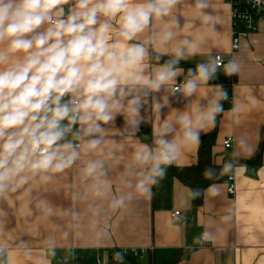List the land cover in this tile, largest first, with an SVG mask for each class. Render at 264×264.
<instances>
[{
  "label": "clouds",
  "instance_id": "clouds-1",
  "mask_svg": "<svg viewBox=\"0 0 264 264\" xmlns=\"http://www.w3.org/2000/svg\"><path fill=\"white\" fill-rule=\"evenodd\" d=\"M250 3L264 11V0ZM218 30L215 0H0V264L32 256L31 242L9 225L35 214L63 220L41 241L36 264H67L75 249L58 250L74 229H95L102 214L152 198L226 111L233 121L243 114L234 98L226 110L227 89L210 83L243 70L238 55L225 59L211 42ZM228 146L229 158L202 173L214 183L192 189L193 199L221 197L215 181L246 169L239 162L256 150L246 132ZM73 171L67 207L37 194ZM232 220L231 210L220 217ZM224 235L205 230L194 243ZM113 259L123 264L125 252Z\"/></svg>",
  "mask_w": 264,
  "mask_h": 264
},
{
  "label": "crops",
  "instance_id": "crops-1",
  "mask_svg": "<svg viewBox=\"0 0 264 264\" xmlns=\"http://www.w3.org/2000/svg\"><path fill=\"white\" fill-rule=\"evenodd\" d=\"M219 21L218 32L212 34L211 42L221 48L225 58L235 53L243 62L241 73L232 77L223 74L212 84H222L230 89L231 99L244 105L243 114L233 121L226 111L217 128L216 142L212 148L213 161L221 165L229 158L231 148L224 145L227 138L246 132L256 146L254 154L239 163L247 168L237 167L234 176L235 193L228 192V178L217 182L221 186V197L206 198L194 206L190 188L174 177L170 168L165 179L154 189L152 198L135 201L120 213H106L98 218L96 228L87 222L74 229L69 240L63 241L58 256L63 257L65 246L75 249V257L87 264H118L113 253L120 250H146L137 258L153 264H164L176 251H186L188 256L173 264H264V148L260 163H247L255 157L264 138V26L261 21L255 32H241L240 45H232V21L229 0H215ZM203 57H197V60ZM195 64L196 60L188 62ZM231 107V100H230ZM229 107V108H230ZM229 108H226L229 109ZM122 121H117L121 123ZM210 132V131H209ZM208 133V132H207ZM151 135V128H142L139 138ZM198 147L187 149L174 166L186 167L196 162ZM78 177L75 171L58 180L43 195L57 205L67 207L70 203L69 186L75 187ZM181 211L179 220L172 219V213ZM231 210L233 220L222 224L220 217ZM9 211H11L9 209ZM63 220H46L38 214L20 220H12L13 235L31 242V257L20 256L14 264H36L43 255L41 241L53 231H61ZM224 229V235L216 243H194L205 230L217 232ZM52 264H60L53 260ZM123 264H131L125 259Z\"/></svg>",
  "mask_w": 264,
  "mask_h": 264
},
{
  "label": "trees",
  "instance_id": "trees-1",
  "mask_svg": "<svg viewBox=\"0 0 264 264\" xmlns=\"http://www.w3.org/2000/svg\"><path fill=\"white\" fill-rule=\"evenodd\" d=\"M181 66L187 69L189 67H193L194 64H191L188 62H182ZM227 91L229 93V100L224 102L225 109L230 107V100L232 96L230 89H227ZM217 128L218 126L214 128L213 130H211L210 132H208L207 134L202 136L203 143L199 145L198 156H197V160L195 163H193L190 166H186V167H176V166L170 167V170L172 174L174 175V177H176L181 182H183L185 185H187L190 188V190L196 189V188H207L209 184L214 183V181L206 180L203 177L202 173L204 169L209 165H219V164L214 163L213 153H212V148L216 142ZM263 148H264V138L262 136V143L255 157L246 162L254 163L255 165H258L260 163ZM227 178L228 176H225L221 180L215 181V183L225 181ZM203 198L204 196H201L195 199L192 198V204L194 206H198L202 204ZM187 256H188V252L186 251H180V250L176 251L174 255L170 259H168L164 264H173L174 262H177L183 258H186ZM126 259H128L131 262V264H153L150 261H147V262L139 261L135 257H127ZM74 264H87V263L83 260L76 259L74 261Z\"/></svg>",
  "mask_w": 264,
  "mask_h": 264
},
{
  "label": "built area",
  "instance_id": "built-area-1",
  "mask_svg": "<svg viewBox=\"0 0 264 264\" xmlns=\"http://www.w3.org/2000/svg\"><path fill=\"white\" fill-rule=\"evenodd\" d=\"M229 4L231 9V21H232V44L236 42L238 43V45H240V33L255 32L258 28L259 21L264 20V11H260L252 7L250 0H229ZM238 48L234 50H237ZM230 140L231 138L229 137L224 141L225 147L230 148L228 146ZM228 183H229L228 192L230 194H234L235 193L234 177H228ZM180 215H181V211L176 210L172 213V219L174 221H177L179 220ZM124 252H125V259L127 257L140 258L144 254H146V250L144 249L142 250L129 249V250H125Z\"/></svg>",
  "mask_w": 264,
  "mask_h": 264
}]
</instances>
